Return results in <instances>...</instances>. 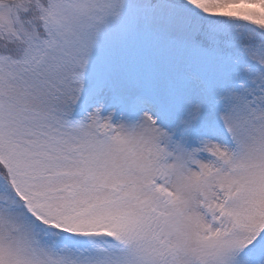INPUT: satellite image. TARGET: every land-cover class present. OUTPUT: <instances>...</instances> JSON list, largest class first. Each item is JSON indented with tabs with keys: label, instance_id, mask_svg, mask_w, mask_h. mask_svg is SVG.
Wrapping results in <instances>:
<instances>
[{
	"label": "snow or ice",
	"instance_id": "1",
	"mask_svg": "<svg viewBox=\"0 0 264 264\" xmlns=\"http://www.w3.org/2000/svg\"><path fill=\"white\" fill-rule=\"evenodd\" d=\"M0 264H264V0H0Z\"/></svg>",
	"mask_w": 264,
	"mask_h": 264
}]
</instances>
